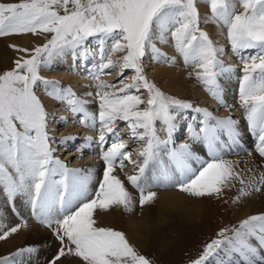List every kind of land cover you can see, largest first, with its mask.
I'll return each instance as SVG.
<instances>
[{
  "label": "snow or ice",
  "instance_id": "snow-or-ice-1",
  "mask_svg": "<svg viewBox=\"0 0 264 264\" xmlns=\"http://www.w3.org/2000/svg\"><path fill=\"white\" fill-rule=\"evenodd\" d=\"M198 3L206 4L209 14L201 16ZM201 24L226 29L230 50L242 64L239 102L247 129L255 138L256 152L264 159V0L0 2V37L51 34L30 53L24 48L15 49L28 53V58L15 60L11 70L0 74V191L13 208L18 196H27L33 217L45 227L55 226L53 234L61 247L49 264H57L65 256L78 258L81 264H152L123 232L97 226V210L118 207L125 213L133 211V197L115 174L117 168L123 171L125 161L138 168L126 179L139 193L141 207L156 198V193L141 183L149 165L156 162L160 170L154 179L162 182L160 186L176 188L193 198L219 197L233 186V181L241 185L233 203L264 189V172L245 180L236 171L237 164L223 158L226 146L241 143L242 133L236 120L230 116L216 118L206 108L167 95L144 74L145 58L176 63L175 58L156 46L167 45L170 39L185 67L193 68L189 77L194 75L217 104L227 107L221 81L230 79L236 70L224 63L221 57L226 50L212 41ZM121 52L125 54L120 59H111ZM69 54L81 66L88 59L99 57L89 75L94 82L96 113L88 108L92 101L79 98L71 87L40 74L41 70L50 69L53 61ZM117 67V83L101 79ZM125 70L134 73L127 83ZM40 89L62 103L74 118L78 117L82 127L96 130L98 125L96 143L101 148L104 167L94 194L91 184L96 179L95 169L69 168L55 156L52 144L56 141L49 132L56 118L50 117L38 97ZM141 90L146 91V99ZM86 95L91 97L93 93ZM188 111L196 114L193 120L200 125L198 132L194 125L187 126L188 138L207 149V160L194 152L189 143L173 146L178 121ZM58 122L67 124L63 116ZM118 122L125 123L129 139L143 144L136 161L119 134ZM160 132L164 133L163 138ZM222 137H227V144ZM76 139L66 136L58 143L66 147ZM91 143L92 137H86L85 144ZM162 154L169 164H164ZM20 227H27L26 222L8 230L0 225V240L17 233ZM37 251L32 246L18 249L11 256L0 257V264H16L15 257ZM262 253L264 214H255L231 229H221L192 264H264Z\"/></svg>",
  "mask_w": 264,
  "mask_h": 264
},
{
  "label": "bare ground",
  "instance_id": "bare-ground-1",
  "mask_svg": "<svg viewBox=\"0 0 264 264\" xmlns=\"http://www.w3.org/2000/svg\"><path fill=\"white\" fill-rule=\"evenodd\" d=\"M49 35L50 34H40L38 35L37 38L33 39L34 40L33 43L39 44L41 42H44L46 41ZM214 36L216 37V42H218V45L221 42H223L221 36H219L218 33H214ZM22 39H28V36L18 38V39H14V38L7 39L6 38L5 41L11 44V43H18ZM168 46L170 48L169 51L171 52L172 46H171L170 40H169ZM173 55L174 53L172 51V56ZM10 58H12V55H10L9 52L5 51L0 45V69L3 66L4 68L7 66V62H9ZM226 59L228 60L227 65L235 68L236 71H235V74L230 79H225L221 81L225 89L224 100H225L227 107H222L216 103V107H217L215 109L216 115L214 116L216 118H221V119L230 116L232 119L238 122V127L239 129H241L242 122L245 119L244 109L241 107L240 104L237 103V98L239 95L238 78L241 75V72L239 71V67H241V64H239V61H240L239 58L233 55L231 51L229 52V55L228 57H226ZM88 60H89L88 65L92 67L91 70L93 69L95 64L99 63L98 56H96L94 59L90 58ZM52 65L54 67L53 68L54 70L52 71L51 75L55 78H58L59 80L64 81L65 83H73L74 88H75V93H79L82 99L92 101V103L88 105V108L93 113H96L97 103H96V98H95V88L93 86L94 82L89 78L90 74L89 75L85 74L86 72H90V71H84L87 68V65L83 63V66H81L80 61H78V64H75L70 54L56 59L55 61H53ZM181 70H182V65L180 62H177L176 64H171V65L168 64L163 67H159L155 65L153 75L155 76L156 79L160 81L170 80L171 88H167V89L173 92L174 94L186 95L189 93L191 101L197 102L199 103V105H202V106L208 105L209 108H212L214 105L212 104V101L209 100V96L206 93L204 87L198 83L197 85L186 83V81L182 78L183 76L181 75L184 72H182ZM105 77H106L105 75H102L101 79L105 80ZM189 85H190V90L188 91ZM88 92H92L93 96L91 97L87 96L86 93ZM42 96H43L42 98L44 100L46 111L50 114V116H53V118H56V121L52 122L54 124L50 127L52 136L55 138V141H56V143H53L54 148H57L59 150V153L63 155H65L66 153V158L64 162L67 161L69 168H80V169L93 168L95 169L94 175L96 179L91 184V189L94 192L98 186L97 184L98 180L102 177V170L104 167L103 161L100 159L101 148L96 143V140L99 135L98 125H97L96 130H93L91 128L82 127L78 122L79 118L78 117L74 118L73 115L65 109V106L62 103H58L56 100L49 98L43 93H42ZM195 115L196 114L194 113L193 116ZM61 116L66 118V121H67L66 125L64 123L58 122V118ZM193 116L191 118L192 120L189 117L185 118L184 116V119L182 121H178L179 127L182 126L183 124H186L185 125L187 128L186 133H188L187 126L189 124H192L194 125V127H196L195 122L197 120H193ZM127 131L129 133V130L126 127L124 131L120 134L122 135L123 133H127ZM177 131L182 134L181 132L182 130L179 131L177 129ZM159 135L164 136V133L160 132ZM66 136H76L77 139L74 142H70L67 145V148H72V147L74 148L70 151L65 152L63 146L59 144L58 142ZM86 137H92L91 145L85 144ZM223 140L225 141V138H223ZM125 141L128 144L127 150L133 147L136 150L138 145L140 144L138 142H135L134 144V141L131 143L127 139H125ZM179 141L177 142L178 144L176 143L177 144L176 146L178 147L181 144V142ZM189 144L191 145L192 150L194 152L200 151L195 148L198 145L197 143H193L192 141H190ZM241 144L242 143H240V146ZM248 144H250V141L248 142ZM81 145H84V146L81 149V151H78L77 149L80 148ZM107 146L108 145H105V147ZM233 146L235 149L233 148L229 149L228 146H226L223 149V153L225 154L224 156H226L229 153H233L237 155V156H232V154H229L233 157L232 159L236 160L237 164L241 166V168L243 169L242 174L246 172L250 175L258 176L260 172H264V160L263 159L260 160L255 155L256 153L254 154L253 152L252 154L251 153L249 154L248 151L250 150L247 148V146L243 149H240L238 145H233ZM134 153H137V152L134 151ZM199 155L202 158L205 157V155L203 156L201 154V151ZM124 163H125V167L123 171L117 168L115 174L118 175L121 180L126 181L127 180L126 175H131V174L129 173V167L126 166L127 161H125ZM158 164L159 162L151 164L152 171H149V167H148L141 183H146L147 185H153V184L161 185L162 184L160 180L154 179V177L158 175L159 170H160V168H158L160 165L157 166ZM193 166L194 167L197 166L195 162H193ZM257 194L256 196H258V198L256 200L255 199L250 200L251 205L254 202V207H253V211H251L248 214H252V213L255 214L258 212L264 213V189H262V191L258 192ZM157 195H158L157 198L160 201L159 204L161 205V209L175 202L179 204H182L183 202V199L177 200V198L180 197V193L176 192V190H170L167 192L161 191V192H158ZM103 212H104L103 215H107L108 212H110V210L103 211ZM119 213H122V212L119 211ZM207 213L208 211L206 212V215H208ZM133 215H137V212L132 211L130 213L128 221L130 225L134 226L132 229H130V238L134 246H137L139 250L144 249V246H146L147 243H149L148 241L150 240L152 242V248H156L155 245H160L161 239L158 238V235L160 234L159 230L152 229L151 224H149L151 219H149L148 214L140 212L137 216H133ZM20 220H23V223L26 222L27 227H20V230L17 232L18 234L15 233L9 236L12 239L9 240L10 244L6 245L7 248L2 249L1 246L3 245L0 244V252L5 251L4 253H7V252H10V250L14 248L21 249V248L32 246L38 249L36 253L30 255L31 257H33L32 258L33 262H37L40 259V260H43L45 264H48L49 260H51L54 257L53 249L56 244L55 243L56 241L54 242V234L52 232L54 230V227L53 228L45 227L33 217L27 196H24V195L18 196L15 200V206L13 208L10 206L8 200H4V195L0 191V225H3V230L5 229L7 230L11 228L12 226H20L21 225ZM21 228H23V230H21ZM179 237L177 236L176 239L172 241V245L170 247L171 249L169 250V253L160 254L159 257L165 256L166 258H168L169 256H172L174 253L177 254L175 258L179 256L181 252L179 251L180 249L178 247L181 245L183 249V247H185V244L188 241H190L189 239L192 238L190 237L189 239H186L185 236H183V240H182ZM252 243L255 245V241H252ZM175 260L176 259H174L173 260L174 262L172 261L171 264H174ZM43 262L39 264H44ZM35 264H38V263H35ZM57 264H63V262H60Z\"/></svg>",
  "mask_w": 264,
  "mask_h": 264
},
{
  "label": "rangeland",
  "instance_id": "rangeland-1",
  "mask_svg": "<svg viewBox=\"0 0 264 264\" xmlns=\"http://www.w3.org/2000/svg\"><path fill=\"white\" fill-rule=\"evenodd\" d=\"M0 2L16 3V2H19V0H0ZM197 8H198V11L201 13V16L209 14L206 4L198 3ZM238 10H242V9H238ZM201 29L209 34L210 38L212 39V41L214 43L217 44V46H222L226 50L225 55L223 57H221V59L227 65L228 60L226 59V57H228L229 52L231 50H230V45L228 44L227 38H226V29H223V28L218 29L211 24H207V25L201 24ZM214 33H218L219 36H221V38L223 40V42H221L219 45H218V42H216V37L214 36ZM38 35H40V34H38ZM38 35H33L31 33H27V34L8 35V36L0 37L1 47L5 51L9 52L10 55H12V58H10L9 62H7V66L5 68L3 66L0 69V74H2L4 71L11 70L15 66L14 65L15 60L20 59V58H28V53H30L35 47L42 46L46 42V41H44V42H41L39 44H34L33 39L37 38ZM50 35L47 38H50ZM26 36H28V39H22L18 43H11L10 44L9 42L5 41L6 38L7 39L8 38L18 39V38H22V37H26ZM23 43H25V44H23ZM156 46L162 52L166 53L169 57L175 58L176 63L177 62L181 63V65H182L181 71L184 72L181 75L183 76L182 78L186 81V83H188V84L191 83L194 85H197V83L200 84L195 79L194 75L191 78L189 77V74L194 72L193 68L192 67H185L182 59L174 51L173 47L171 50L173 51L174 55L172 56V51L171 52L169 51L170 48H169L168 44L167 45H161V44L157 43ZM18 48L27 49L28 53L19 52V51L15 50ZM124 54L125 53H122V52L116 53V54L112 55L111 58H112V60L115 61V60L120 59ZM88 62H89V60L84 62V64L87 65V68L84 71H90L92 68L88 65ZM75 64H78V60L75 61ZM239 64H241L240 61H239ZM155 65L159 66V67H163V66L168 65V63L153 62L150 60V58H145L144 63H143L144 74L146 75L148 80L155 83L156 86L161 91H163L167 95H170V96H173V97L185 100V101H189L196 107L206 108L213 115H216L215 109L217 108L216 107L217 102L215 100H213L207 92L206 93L209 96V100L212 101V104L214 105L212 108H209L208 105L202 106V105H199V103H197V102L191 101L189 93L186 95L174 94L173 92H171L167 89V88H171L170 87V83H171L170 80L160 81V80L156 79L155 76L153 75ZM53 68H54L53 65H51L50 69L41 70V73H40L41 76L44 79H47L50 81H55L64 87H71L75 91L73 83H65L64 81L59 80L58 78H55L51 75L52 71L54 70ZM88 69H90V70H88ZM241 70H242V64H241V67H239L240 72H241ZM106 71H109V70H106ZM118 72H119L118 67L114 70H110V74H105L106 77H105V80H103V81L108 82V83H117L118 82ZM85 74L89 75L90 72H86ZM133 74L134 73L131 70H125L124 77L127 78L125 80L126 83L130 82V78ZM189 81H191V82H189ZM189 90H190V85H189L188 91ZM42 93L44 94L42 89L37 91L38 97L41 99L42 103L44 104V100L42 98L43 97ZM76 94L79 98L82 99V97H80L79 93H76ZM140 94L142 95V98H144V99L147 98L146 91L141 90ZM237 103L240 104L239 95L237 98ZM44 106H45V104H44ZM188 112H187V114H188ZM193 114H194V112H193ZM193 114H192V116H193ZM183 115H186V114H183ZM192 116L190 115L188 117L192 118ZM50 117H53V116H50ZM186 117L187 116H185V118ZM183 119H184V116H183ZM219 119H221V118H219ZM179 121H182V119ZM53 124L54 123H51L50 127ZM185 125L183 124V126H185ZM118 128L120 129V133H122L124 131V129L126 128L125 123L124 122H118ZM186 131H187V128H186ZM186 131L184 133H186ZM240 131L242 133V139H241L242 144H241V146H240V144H238V147L240 149H243L247 146V148L250 150V151H248L249 154L250 153L252 154L254 152V154L256 153L255 155L258 157L259 155L255 149V144H256L255 138L250 134L249 131H247V124H246L245 119L242 122V126H241ZM49 134H50V136H52L51 131L49 132ZM120 136H123L125 139H127L131 143L133 142L132 139L128 138V136H129L128 131H127V133H123L122 135L120 134ZM161 137L163 138V136H161ZM109 141L111 142V140H109ZM249 141H250V144H248ZM189 143H190V141H189ZM134 144H135V141H134ZM177 144H175L174 146H176ZM52 147H54L53 144H52ZM142 147H143V144L140 143L136 150L134 149V147L129 149L133 153V155H132L133 161H136L138 159V157L136 156V153H134V151L138 152L139 150L142 149ZM63 148L66 152V151L72 150L74 147L67 148V146L66 147L63 146ZM195 148L200 150L201 154L203 156L205 155V157H203L205 160L209 159V157L207 156V153H206L207 150L202 144H198L197 147H195ZM55 149H56V151L54 153L55 156L59 157L64 162V160L66 158V153L64 152L65 155H63V154L59 153V150L57 148H55ZM105 149H106V147H105ZM200 151H197L196 153H198V155H199ZM229 154H227L228 156L226 155L223 158L226 160L233 161L237 164V161L232 159L233 158L232 156H237V155L232 153V156H231ZM223 155H225V154L223 153ZM161 159L163 160L164 164H166V165L169 164L166 155H163ZM64 163L67 164V161H65ZM67 166H68V164H67ZM126 166L129 167V173L130 174H134V172L138 170V168H134L133 164H130L128 162L126 163ZM157 166H159V164ZM158 168H160V166ZM149 171H152L151 164L149 165ZM236 171H238L242 174L243 169L241 168V166H239L237 164ZM242 175H243L245 180H247L248 177L251 176L250 174H248L246 172H244ZM57 179H59V177H57ZM122 181L125 183V187L127 188V190L130 192V194L133 197V211H136L137 215L140 212L147 213L149 219H151L149 224H151L152 229L153 230L154 229L159 230L160 234L158 235V238L161 239L160 245H155L156 248H152V242L150 240V241H148L149 243H147V245H146L147 247L144 246V249L139 250V248H137V246H134V244L131 242V238H130V229H132L134 227V226L130 225L129 221H128L130 213H125L122 208L112 207L110 209V212H108L107 215H103V213H104L103 211L97 210V212L95 213V218L98 221L97 226L98 227L111 228L113 230H118V231L123 232L126 235V238L130 242V244L139 253L141 252L140 253L141 255H144L147 259H149L152 262V264H171L174 259H176L174 264H192V261L195 260L202 253L204 246L207 243H209L212 239L217 238V233L221 229H223L225 227L231 229V228L237 226L240 221H242L243 219L247 218L250 215L264 214V213H259V212L255 213V214L254 213L248 214L251 211H253V207H254V202L251 205L250 200H254V199L256 200L258 198V196H256V194L258 192H252L250 195L241 198L236 203H233V200L239 195V189L241 187V185L238 181H233V186L226 188L219 197H204V198H193V197H190L184 193L179 192L176 188L162 187L159 184L148 185L149 190L156 193V198L152 202L144 205L143 207H141L139 205V193L128 183L127 180L126 181L122 180ZM170 190H176V192L180 193V197H178L177 200L183 199V202H182V204L175 202V203L169 204V205H167V207H163L161 209V205L159 204L160 201L157 198V196H158L157 193L161 192V191L167 192ZM1 193L3 194L2 191H1ZM93 194H94V192H93ZM257 195H259V194H257ZM4 200H7L5 196H4ZM119 211H121L122 213H119ZM207 211H208V213H207L208 215H206ZM137 215H133V216H137ZM20 223L22 224L23 220H20ZM53 227H55V226H53ZM21 230H23V228H21ZM228 235H231V231L228 233ZM177 236L178 237L180 236L179 238H181L182 240H183V236H185L186 239H189L190 237H192V238L189 239L190 241H188L185 244V247H183V249H182L181 245L178 247L180 249L179 251L181 253L176 258H175V256L177 254H175V253L172 256H169L168 258H166L165 256L159 257L160 254H168L169 253V250L171 249L170 247L172 245V241L175 240ZM168 237H169V239H168ZM10 239H12V238L8 237L6 240H0V244L3 245V246H1L2 249L7 248L6 245L10 244L9 243ZM54 242L56 244H55V247L53 249V251H54L53 256H55L57 254L58 250L61 247L60 241L56 238L55 235H54ZM18 249L14 248V249L10 250V252H7V253H4L5 251H2V252H0V257L11 256V254L14 253L15 251H17ZM32 258L33 257H31L30 255L25 254L23 257H15L14 259L16 261V264H35V263L39 264V263L43 262V260H40V259L37 262H33ZM60 262H63V264H81V262L79 261L78 258L69 257V256L62 257L59 261H57V263H60Z\"/></svg>",
  "mask_w": 264,
  "mask_h": 264
}]
</instances>
